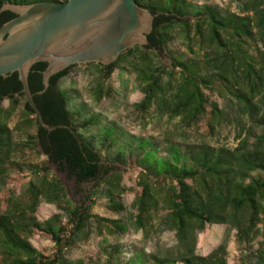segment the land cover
<instances>
[{
	"label": "trees",
	"instance_id": "trees-1",
	"mask_svg": "<svg viewBox=\"0 0 264 264\" xmlns=\"http://www.w3.org/2000/svg\"><path fill=\"white\" fill-rule=\"evenodd\" d=\"M66 1L0 0V10L6 3ZM135 2L155 16L148 36L150 47H134L109 67L94 65L98 77L92 96L96 104L113 97L114 89L105 83L115 70L134 73L136 89L144 96L135 109L142 115L153 109L158 119L179 120L176 139L167 141L162 150L135 135L123 136L114 123L93 134L94 126L101 124L100 116L82 118L68 92L60 89L74 67L53 76L49 88L40 94L47 64L37 63L29 75V88L44 123L69 126L78 138L68 129H42L21 94L18 74L0 77V194L8 173L18 167L14 157L30 150L73 181L78 192L94 183L96 190L86 199H106L107 209L120 214L125 209L118 200L122 173L110 165H125L127 153L141 152L134 229L145 237L154 228L172 232L176 244L152 253L141 250L128 261L119 259V245L109 244L110 251L104 249L106 264H227L231 232H235L237 246L246 251L260 239L243 264H264V47H259L264 43V0H229L237 5L238 13L217 5H193L188 0ZM15 17L0 12V27ZM177 38L197 57H177L171 49ZM196 46L203 51L201 57ZM165 53L171 61L168 67L160 61ZM210 94L222 99L223 106L211 101ZM5 100L9 102L6 109L2 107ZM22 103V121L11 130L8 123ZM205 120L211 132L224 125L234 127L237 146L193 143L188 132ZM32 129L34 135L27 134ZM14 132H24L26 141H15ZM106 148L116 149L115 155L104 159L101 150ZM162 152L165 154L159 155ZM28 170L32 179L24 191L8 199L4 212L0 205V264H85L66 256L75 245L92 234L103 237L128 232L122 220L92 216L85 204L74 206L48 167L29 165ZM42 203L55 205L58 213L40 221L35 214ZM208 225L226 226L227 233L209 255L200 256L198 236ZM35 232L51 238L52 255L32 245ZM104 242L108 245L106 239Z\"/></svg>",
	"mask_w": 264,
	"mask_h": 264
},
{
	"label": "rangeland",
	"instance_id": "rangeland-1",
	"mask_svg": "<svg viewBox=\"0 0 264 264\" xmlns=\"http://www.w3.org/2000/svg\"><path fill=\"white\" fill-rule=\"evenodd\" d=\"M193 5H217L222 9L230 10L238 13L237 5L231 4L229 0H188ZM183 39L177 38L171 45V49L178 57L184 55L188 57H197L192 55L184 46ZM259 47H264L259 44ZM194 50L199 53L201 57L203 51L199 50L198 46ZM160 61L164 67L171 65V61L165 54L160 56ZM97 69L94 65L88 66H74L69 75L65 77L60 83V89L67 91L71 97L72 105H76L82 112V118L85 116L99 115L100 125L94 126L93 134H97L104 125L114 123L122 131L123 136L135 135L138 138L151 141L153 144L161 146L164 150V145L169 140L176 139L177 130L175 125L179 120L169 121L168 118L158 119L154 114V110H150L149 114L142 115L137 112L134 105L140 103L144 96L136 89V75L131 72H122L115 70L114 73L107 79L106 87H112L114 94L112 98H105L99 104L95 103L92 96L93 88L97 83ZM211 101L217 102L220 107L223 106L222 99H219L215 94H210ZM82 105H85L82 107ZM9 106L8 101H4L3 108ZM72 107V108H74ZM23 103L9 121V128L13 130L22 121ZM35 129L30 130L27 134L34 135ZM83 132V131H81ZM190 140L195 142H204L214 146H227L235 148L237 146L236 131L234 127L224 125L221 128L211 132L208 127V122L202 121L199 128L188 132ZM15 141L21 143L25 142L27 135L24 132H14ZM101 148V146L99 145ZM40 153V148L37 149ZM116 153V149L106 148L101 150V155L105 159L112 157ZM165 154V153H160ZM126 164H114L122 173L121 192L118 200L122 202L125 209L120 214L110 212L108 208V201L98 196H93L90 200L86 199L92 191H95V184L84 185L82 190L85 192H78L75 183L66 179L64 175L57 172L54 165L48 164L44 156L36 155L30 150H25L18 153L13 160L18 163V167L12 168L6 185L0 194L1 211L7 209L8 199L14 195L19 196L25 189L26 185L32 179L28 170L29 165L46 166L50 170V176L59 178L65 187L69 199L74 206L82 207L84 204L89 209L92 216L105 217L110 219L122 220L128 227V232L124 235L116 236H98L92 234L87 241L80 242L75 245L66 256L73 261H83L85 264H106L107 257H105L104 249L110 246L119 245L120 256L122 261H128L136 252L144 250L146 253L157 252L175 246L176 240L174 233L161 231L160 229H153L151 233L145 237L142 232H136L133 226L137 211L134 207V201L139 193L138 178L142 171L141 165L138 161L141 159V152H137L134 156L127 153ZM78 192V193H77ZM58 210L55 205L42 203L37 211V218L40 221H45L57 214ZM66 222V219L64 220ZM158 224V222H157ZM227 233V227L221 225H208L206 229L198 236L197 254L200 256L209 255L215 248H217L223 241ZM235 232H231L230 242L228 245L227 264H243L245 256L253 252L258 246V239L252 244L248 251L237 246L235 242ZM108 241V245L104 242ZM32 245L40 252L46 255H52L55 251L54 244L51 238L43 233L35 232L31 238ZM110 251V248H108ZM1 261V257H0Z\"/></svg>",
	"mask_w": 264,
	"mask_h": 264
},
{
	"label": "water",
	"instance_id": "water-1",
	"mask_svg": "<svg viewBox=\"0 0 264 264\" xmlns=\"http://www.w3.org/2000/svg\"><path fill=\"white\" fill-rule=\"evenodd\" d=\"M6 11L16 17L0 27V77L18 74L21 94L42 129H68L76 138L69 126L44 123L30 93L32 67L47 64L40 94L49 88L53 76L70 67H109L134 47H150L148 36L155 18L135 0H67L22 6L6 3L0 12Z\"/></svg>",
	"mask_w": 264,
	"mask_h": 264
},
{
	"label": "flooded vegetation",
	"instance_id": "flooded-vegetation-1",
	"mask_svg": "<svg viewBox=\"0 0 264 264\" xmlns=\"http://www.w3.org/2000/svg\"><path fill=\"white\" fill-rule=\"evenodd\" d=\"M5 101H7V100H5Z\"/></svg>",
	"mask_w": 264,
	"mask_h": 264
}]
</instances>
